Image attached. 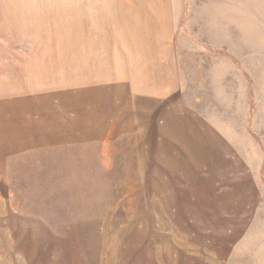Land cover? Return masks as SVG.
<instances>
[{"label": "rangeland", "instance_id": "1", "mask_svg": "<svg viewBox=\"0 0 264 264\" xmlns=\"http://www.w3.org/2000/svg\"><path fill=\"white\" fill-rule=\"evenodd\" d=\"M151 55L134 132L40 150L72 72ZM0 264H264V0H0Z\"/></svg>", "mask_w": 264, "mask_h": 264}, {"label": "crops", "instance_id": "2", "mask_svg": "<svg viewBox=\"0 0 264 264\" xmlns=\"http://www.w3.org/2000/svg\"><path fill=\"white\" fill-rule=\"evenodd\" d=\"M136 63L137 69L132 73L124 71L113 80L94 76L100 73L91 74L92 77L86 72V76L79 77L78 72H72L69 98L52 96L41 109L44 112L38 125L40 150L104 144L134 132L136 96L166 97L176 87L171 64L160 68V58L152 55L138 58Z\"/></svg>", "mask_w": 264, "mask_h": 264}]
</instances>
